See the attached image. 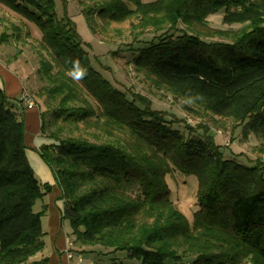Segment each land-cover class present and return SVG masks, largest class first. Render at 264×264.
Returning <instances> with one entry per match:
<instances>
[{"label":"trees","instance_id":"trees-1","mask_svg":"<svg viewBox=\"0 0 264 264\" xmlns=\"http://www.w3.org/2000/svg\"><path fill=\"white\" fill-rule=\"evenodd\" d=\"M0 5L41 33L39 93L55 104L54 121L85 133L47 134L42 113L41 131L55 144L39 155L62 192L74 254L101 246L140 264H264V161L227 155L207 130L194 137L185 126L184 134V120L106 77L70 17L57 20L56 0ZM221 10L224 24L241 30L209 27ZM97 16L108 24L135 19L158 33L169 25V34L137 48L136 69L181 99L185 112L232 119L264 140V0H101ZM217 37L229 42L206 40ZM75 59L87 70L79 82L70 75ZM24 138V122L0 88V264H48L30 262L44 249L43 212L34 206L49 186L33 172ZM173 171L197 178L192 224L171 198Z\"/></svg>","mask_w":264,"mask_h":264},{"label":"rangeland","instance_id":"rangeland-1","mask_svg":"<svg viewBox=\"0 0 264 264\" xmlns=\"http://www.w3.org/2000/svg\"><path fill=\"white\" fill-rule=\"evenodd\" d=\"M143 1L153 2L155 0ZM100 2L101 0H56V13L59 22L62 21V17L66 13L75 23L77 32L83 41L90 45V52L98 61V63L95 60L93 62L95 61L97 68L102 66L100 69L106 77L112 78L130 93L141 94L152 102L154 109L165 111L167 116L175 115L184 120V124L179 126L183 129L184 134H188V131L184 129L185 126H191L194 129V137L203 138V130H207L210 135L215 137L216 142L224 148L227 155L235 156L248 165H254L256 160L264 161V140L260 133L243 132L242 126H238L232 119H224L202 112H196V115L185 112L183 110L184 102L181 99L153 84L151 80L136 69L134 60L137 48L142 47L152 39L158 40L157 36L161 33L165 34L169 30V25H164V29L158 33L151 28L146 30L140 28L139 21L135 19L123 24H108L97 16ZM224 13V10H221L210 15L208 18L209 27L225 31L228 35L241 30L242 25L224 24ZM88 18H90V24ZM187 28L185 24L179 25L180 31L194 33ZM169 33L167 31L166 34ZM40 35V31L33 24L22 19L13 9L0 5V43L3 46L5 58L11 62L20 58L21 62L31 69L33 77L34 75L37 76L38 88L33 90L32 95L39 99L45 112V133L50 134L59 128H63L62 137L65 138L75 137L78 133L85 134L62 121L56 123L54 121L55 104L48 103L45 97L39 93L41 88L45 86V82L41 80L38 70L42 57H46L38 46ZM1 36H5L4 39ZM206 40L229 42V40L220 37L207 38ZM89 63H92V60ZM89 139L94 141L92 137ZM167 183L175 206L192 224L194 212L198 208L197 178L173 171L167 176ZM40 209L41 200H38L34 206V211L37 212ZM66 231L70 233L68 221L66 222ZM75 246L80 252V245L75 243ZM110 251L111 249H104L101 246H93L85 249V253L80 256L83 258V264H140L136 259L129 258L124 251L107 254ZM39 256L40 253L36 254L30 259V262L38 260Z\"/></svg>","mask_w":264,"mask_h":264},{"label":"crops","instance_id":"crops-1","mask_svg":"<svg viewBox=\"0 0 264 264\" xmlns=\"http://www.w3.org/2000/svg\"><path fill=\"white\" fill-rule=\"evenodd\" d=\"M36 77L35 75L33 77L31 69L21 62L20 58L12 62L5 58V52L0 43V88L24 122L26 155L33 172L41 184L49 186L45 195L39 199L41 209L37 211L43 212L44 231V252L40 253L38 260L48 258V264H71L67 258V239L69 238L66 231L67 221L64 220L62 213L64 207L62 192L51 169L39 155L42 147L55 143L41 131L44 110L39 99L32 95L33 90L38 88ZM25 95H29L34 101L33 107H29Z\"/></svg>","mask_w":264,"mask_h":264},{"label":"clouds","instance_id":"clouds-1","mask_svg":"<svg viewBox=\"0 0 264 264\" xmlns=\"http://www.w3.org/2000/svg\"><path fill=\"white\" fill-rule=\"evenodd\" d=\"M70 63L72 64L71 77L77 82L83 80L87 75V70L81 65L80 60H71Z\"/></svg>","mask_w":264,"mask_h":264},{"label":"built area","instance_id":"built-area-1","mask_svg":"<svg viewBox=\"0 0 264 264\" xmlns=\"http://www.w3.org/2000/svg\"><path fill=\"white\" fill-rule=\"evenodd\" d=\"M25 99L29 102V107H33L35 105L34 101L29 97V95H25ZM67 258L71 262V264H83V258L81 256H77L72 252L73 243L70 239H67Z\"/></svg>","mask_w":264,"mask_h":264}]
</instances>
